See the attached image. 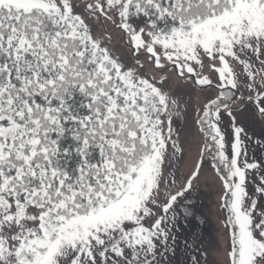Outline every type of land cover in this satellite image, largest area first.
Masks as SVG:
<instances>
[{"label": "snow or ice", "instance_id": "1", "mask_svg": "<svg viewBox=\"0 0 264 264\" xmlns=\"http://www.w3.org/2000/svg\"><path fill=\"white\" fill-rule=\"evenodd\" d=\"M172 77L215 89L175 191L186 108ZM249 102L264 119V0H0V264H181L175 206L204 160L221 185L220 264H264V158L234 115Z\"/></svg>", "mask_w": 264, "mask_h": 264}, {"label": "rangeland", "instance_id": "2", "mask_svg": "<svg viewBox=\"0 0 264 264\" xmlns=\"http://www.w3.org/2000/svg\"><path fill=\"white\" fill-rule=\"evenodd\" d=\"M107 28L112 32L109 47L127 63H134L128 49L121 43L120 32L113 31V26L110 24L107 25ZM95 30L99 32L101 30L100 26L97 25ZM166 87L170 88L180 98L182 106L186 108L184 117L174 121V128L180 134L179 139L184 148V153L183 156L177 154L173 157L171 166L166 168L168 172L174 174L176 181L175 185L171 184L173 176L169 175L167 189L175 191L182 186L186 177L195 169V164L200 160L198 153L202 138L194 121L198 108L206 102L207 97L215 94V89L193 87L191 82L177 81L174 77L168 81ZM236 95L239 97L241 92H236ZM243 95L247 97L249 93L245 91ZM255 108L254 103L249 102L244 104L234 115L237 116L238 121L242 123L249 136L252 137V143L249 145V157L264 158V151H259V146L256 144V141L261 139L260 133L262 127H264V119L259 117ZM223 129L230 136L231 124L227 117H225ZM250 187H252L251 184ZM220 190L221 185L215 170L211 167L210 161L204 160L198 178L193 181L192 189L184 197L178 198L175 206L177 215L173 233L176 237L184 235L183 238L199 253V264H220L224 259L223 247L226 246V230L221 223L223 212L219 207ZM163 199H165V196L162 191L161 200ZM185 207L191 208L195 213L194 216H188L191 217V220H186L187 227L181 221L182 215H178V209H184ZM156 211H160V209H156ZM176 225L177 228H175ZM170 227L172 226L170 225ZM183 227L187 229L184 233L182 232ZM221 233L225 234L224 242L221 241ZM181 264L184 263L181 261Z\"/></svg>", "mask_w": 264, "mask_h": 264}, {"label": "flooded vegetation", "instance_id": "3", "mask_svg": "<svg viewBox=\"0 0 264 264\" xmlns=\"http://www.w3.org/2000/svg\"><path fill=\"white\" fill-rule=\"evenodd\" d=\"M182 213H183V211H182ZM186 220H188V221L191 220V217L185 218L184 216H182L181 221H182V223H185V225H186ZM186 227H187V225H186ZM182 230H183L182 232L184 233L187 229L183 227ZM183 236H178L177 237V240L175 241V244H176V246H177V248L179 250V253H180V261H182L184 263L186 257H193V256H195V257L198 258L199 253H197V252H194V253L193 252H190V250L192 249V245L189 244L186 241V239L183 238Z\"/></svg>", "mask_w": 264, "mask_h": 264}]
</instances>
